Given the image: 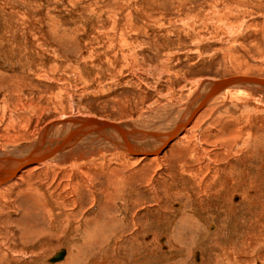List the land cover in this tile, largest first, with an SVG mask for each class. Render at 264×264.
I'll list each match as a JSON object with an SVG mask.
<instances>
[{"label":"rangeland","instance_id":"obj_1","mask_svg":"<svg viewBox=\"0 0 264 264\" xmlns=\"http://www.w3.org/2000/svg\"><path fill=\"white\" fill-rule=\"evenodd\" d=\"M243 72L264 77V0H0V148L33 142L48 122L61 116L92 115L132 124L133 129H153L155 140L153 134L144 135L151 138L145 147L152 148L212 81ZM230 94L232 106L222 104L221 98L206 106L183 145L173 143L164 151L162 166L150 164L149 158L139 165L128 160V185L140 193L128 195V241L124 243L128 264H195L196 251L198 264H264V202L254 204L253 212L238 213L236 220L222 217L225 231L205 235L203 217H197L202 231L189 232L178 226L179 215L170 211L172 202H182L192 213L190 195L162 197L158 204L142 185L146 178L164 177L177 164L190 162L195 180L186 181L184 190L189 194L211 193L204 186L218 175L221 164L220 171L233 172L236 179L242 178V185L246 179L247 185L263 189L264 174L256 177L254 167L258 158L241 161L239 157L255 154L250 144L264 141V92L248 87ZM108 148L94 164H89V158L79 160L84 176L73 165L56 168L46 185L68 189L82 179L104 185L111 176L123 173L119 169L124 166L121 156ZM189 154L195 156L193 161ZM101 165L111 174H104ZM36 176L31 184L45 183L43 175ZM253 188L247 196L255 195ZM86 193L80 212L70 220L59 218L57 224L43 210L33 209L31 202L36 200L30 202L27 192H14L7 205L2 200L0 264H48L44 259L63 248L66 256L53 264L64 262L81 243L74 226L86 214H97L100 202L90 209L91 196ZM233 199L230 195V204H237ZM240 216L241 228L232 230V221ZM89 250L86 247V256L94 262L88 264H94L97 255ZM123 257L120 264H127Z\"/></svg>","mask_w":264,"mask_h":264},{"label":"bare ground","instance_id":"obj_2","mask_svg":"<svg viewBox=\"0 0 264 264\" xmlns=\"http://www.w3.org/2000/svg\"><path fill=\"white\" fill-rule=\"evenodd\" d=\"M181 6L182 5H180L179 8H181ZM158 17H160V15H158ZM248 87H252L261 92H264V77L251 76L249 74H244L243 72V74L231 75L222 78L221 80L212 81L203 91V93L201 95L199 94L200 97H197L198 100L193 105V107L191 106V109L185 114V116L179 121L177 120V122L174 123L171 126V128H168V131H166L167 130L166 129L165 130V132H167L165 133L166 135L162 139H160L158 143L154 142V144L157 143L154 147L152 146V144L150 145L152 146V148L145 147L144 144L147 143V141L151 140V138L149 136L144 138V135L153 134L154 136L151 137L152 140H155L154 138H156L157 135L155 137V134L153 133V129L152 130L145 128L133 129L134 126L132 124L129 123L122 124L121 122H115L109 119L96 118L93 115L86 117L75 116L77 118H74L73 116H72L73 118H71V116L70 117L61 116L53 121H50L42 128L38 137L35 140H33V142H28V139H26L27 141L26 140L24 141L28 143L25 144L22 143V145H12L11 148L9 149L0 148V202L3 200L4 205H7L9 197L14 192H18V193L27 192L28 193L27 199H29L30 202L33 201L34 199L36 200V203L31 202L33 209L43 210L44 212L47 213V217H49V220L52 221L53 224H57L59 223L58 220L59 218L60 219L74 218L77 215V213L80 212L81 210L80 208L82 207L81 202L84 196L83 193L84 191H87L86 195L91 196L90 209H92L94 205H96V202L97 203L98 201L100 202V204L98 203L99 204L97 207L98 210L96 211L97 214L93 216H89L88 214H86L83 218V221H81L80 224H78L77 226H74L77 233L79 232V234L81 235V238L79 237L78 238L80 240L82 239L84 240L83 241L79 240V242H81L80 245L77 244L76 246H74V248H72L73 250L70 251V254L66 257L65 261L59 264H73L74 262H76V264H88V262L93 258L90 259L86 256V254H89L88 252L85 253L86 247H89L90 249L89 251L97 255L95 256L96 260L94 264H118V263L120 264L121 261H119V257L121 255L124 256L122 261L125 262L127 260V264H128V250H126V245L124 244L126 243V241H128V234H125V232L128 230V213H129L128 208H130L128 206V195H136L139 193V190L134 189V187L131 189L130 186L128 185L127 178L129 175H126L128 174V169H127L128 160H134V163L137 162L136 164L139 165L142 161L149 158L150 164L152 165L155 164V166H159V167L162 166L164 160L163 157L164 151L167 149V147L170 144L173 143L183 145L185 138H187L188 134L191 133L190 131L191 126L195 118L206 106L211 104L217 98L224 99L223 100L224 103L222 104H225L226 106H232L231 104H229L230 99H232L230 97L231 95L230 93H232L234 90L240 91ZM100 134L101 137H98V135ZM30 139L32 138H29V141ZM197 139H199V136ZM263 142L262 143L259 142L260 144L258 143L256 144L255 142H253L254 144H250V146L253 145L252 147L254 149L252 151L255 150L256 151V152L254 151L255 154L252 153L253 154L252 155L251 153L246 152L248 155L246 154L241 157H239L240 155L237 156V158L239 157L241 161H243L244 159L250 156H251L250 158H254V159L258 158L256 159L257 162L255 161L256 165L254 166L256 171V177L257 175L260 176L264 174V143ZM101 143L102 145H100ZM101 146L104 149H100ZM105 147H109L112 152L114 151V153L112 154L121 156L120 162H123L122 164L124 166L123 167L121 166L122 168L119 170L120 172L123 171V173H120L119 175L116 174V176H111L110 179H107L106 183L104 182L105 183L104 185L99 184L98 182H93L90 179L85 181H82L83 179L81 181L79 180L80 182L78 181L77 183L72 184L71 186L68 187V189L67 187L66 189L62 187V189L57 190L56 186L55 189H53L54 183L52 184L51 182L50 185H46L47 179L51 178L50 174H53L52 172H54L56 168L66 167L67 169V167H71L73 165L74 166L73 168L76 167L75 169L81 172L82 176H84L82 170L79 169L80 166L78 164L79 160L82 159L83 161V159L89 158L90 160L89 164L91 163L94 164L98 160L99 154H103L104 151L108 152L107 149H105ZM193 147H196V144ZM200 148L202 151L204 150L203 146H200ZM16 149H23V150L17 153L14 152ZM196 150L197 149H195V152ZM189 156H190L189 159L193 161L195 156L194 155L192 156L191 154H189ZM205 166L206 165H204L202 169ZM221 166L223 167V164H221L219 167L216 168L219 171L218 175L216 177L214 176L209 184H205L204 187L205 188L207 187V192H209L208 188L210 189V191L212 190V192L206 193L205 195H203L204 197L198 196V194L197 195L189 194L188 191L184 190L185 188L184 186L188 184L186 183V181L188 182L190 178L192 179V175H191L192 172L190 170H193V166L190 164V162L189 164H181V163L177 164L176 170H172L169 174H167L164 177L159 176L156 179L152 177L148 179L146 178V180L142 185L150 189V191L152 192L151 194H153V198L157 201L158 204L159 203L161 204L164 201L161 199L162 197L164 199H169L171 196L180 195V199H184L187 194L191 196L193 200V204H192L193 209L191 210V212L194 214L190 212L189 214L188 211L186 210L187 205L185 206V204L182 202H174V203L172 202L171 204L172 209H170V211L174 213L173 216L179 215L177 221L178 224H180L178 226L182 230L184 231L188 230L189 232H193L194 230H199L202 226L199 220L203 217L204 221L207 222L205 224L206 225L205 229L203 230L206 232L205 235H207L208 232L210 231H214L216 233L219 231L224 232L225 231L224 228L226 227V225L220 222L222 217L224 216L226 218L229 217V219L231 220L232 218H235L236 220L238 213H242V211H246L247 214L253 209L254 204L256 203L259 204L261 202H264V184H263V189H260L259 186L261 185L258 184L254 186L247 185L245 179L243 180L244 185H242V183L240 182L242 178L236 179L234 174H232L233 172L220 171ZM224 166L227 167V165ZM244 167L242 168L244 169ZM101 168H103V171H105L104 174H111V172L108 171L106 172V170L104 169L106 167L102 166ZM147 169L149 168H145L143 170L145 171ZM245 169L247 170L246 167ZM245 174L247 175V173ZM36 175H43L44 179L46 178L45 183H41V180L38 179L40 180L39 182L36 181L34 185L31 184L30 179ZM192 180H195V177ZM259 181L257 183H260ZM252 187H254L253 189L255 195L247 196L248 194L246 195V192H249V189ZM236 191H238L237 192L238 194L234 193ZM222 193L225 196H222ZM68 194L69 196H67ZM230 195H231V200L234 197L233 201H237L238 202L237 204H230ZM134 201L137 203L136 200ZM197 217H201V218L198 220ZM241 219L242 217L240 218L239 221H235V222L234 220L232 221L233 223L232 230L238 231V228L241 226L240 224ZM225 223L227 224L228 222ZM256 223H258L259 225L260 223H262V217L260 216V214L257 216ZM26 230H24L23 233H25ZM131 236L132 238L134 237L133 234ZM170 237L171 239H173L172 236ZM199 237H203L202 234ZM227 237L229 236L227 235ZM166 239L162 238L161 241H165ZM89 240H91V243ZM199 241H201V239ZM207 241L209 240L207 239ZM167 243L168 242H163L162 245H166ZM187 243L189 244V242ZM131 245L133 246V244ZM195 245L198 244L196 243ZM202 247L200 249H202ZM60 252H63V257H62L63 259L66 256V250L63 248L57 253ZM10 256L12 257V255ZM52 256L45 258L44 262L48 264L49 263L53 264L62 260L60 259L58 261L51 262L49 261V258H51ZM194 256L196 261L195 264H198V262L200 261V252L196 251ZM226 263L227 261L225 262V264Z\"/></svg>","mask_w":264,"mask_h":264},{"label":"water","instance_id":"obj_3","mask_svg":"<svg viewBox=\"0 0 264 264\" xmlns=\"http://www.w3.org/2000/svg\"><path fill=\"white\" fill-rule=\"evenodd\" d=\"M62 257H63V252L56 253L51 258H49V261H51V262L58 261V260L62 259Z\"/></svg>","mask_w":264,"mask_h":264}]
</instances>
